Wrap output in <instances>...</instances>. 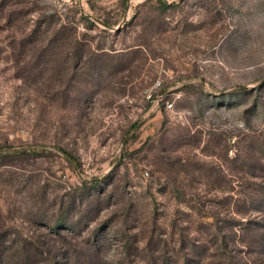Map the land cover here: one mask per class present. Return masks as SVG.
<instances>
[{
  "label": "rangeland",
  "instance_id": "1",
  "mask_svg": "<svg viewBox=\"0 0 264 264\" xmlns=\"http://www.w3.org/2000/svg\"><path fill=\"white\" fill-rule=\"evenodd\" d=\"M0 264H264V0H0Z\"/></svg>",
  "mask_w": 264,
  "mask_h": 264
},
{
  "label": "built area",
  "instance_id": "2",
  "mask_svg": "<svg viewBox=\"0 0 264 264\" xmlns=\"http://www.w3.org/2000/svg\"><path fill=\"white\" fill-rule=\"evenodd\" d=\"M156 102H163L165 108L167 109H171L172 108V103H170L169 101L163 99V97L160 95L157 98H155Z\"/></svg>",
  "mask_w": 264,
  "mask_h": 264
},
{
  "label": "trees",
  "instance_id": "3",
  "mask_svg": "<svg viewBox=\"0 0 264 264\" xmlns=\"http://www.w3.org/2000/svg\"><path fill=\"white\" fill-rule=\"evenodd\" d=\"M162 7L166 8V5L164 3H162ZM64 153L66 154L67 157H69L70 160L72 159L66 152H64Z\"/></svg>",
  "mask_w": 264,
  "mask_h": 264
}]
</instances>
